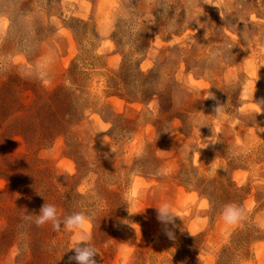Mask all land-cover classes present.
<instances>
[{
  "label": "rangeland",
  "instance_id": "374dc122",
  "mask_svg": "<svg viewBox=\"0 0 264 264\" xmlns=\"http://www.w3.org/2000/svg\"><path fill=\"white\" fill-rule=\"evenodd\" d=\"M77 212L96 264H264V0H0V264Z\"/></svg>",
  "mask_w": 264,
  "mask_h": 264
},
{
  "label": "clouds",
  "instance_id": "9594fccd",
  "mask_svg": "<svg viewBox=\"0 0 264 264\" xmlns=\"http://www.w3.org/2000/svg\"><path fill=\"white\" fill-rule=\"evenodd\" d=\"M221 111V108L216 109L218 115L221 113ZM198 157L199 154H197V158ZM133 195L135 196L136 193H133ZM156 208L158 219L162 221L172 222L174 217H176V215L170 211V206L168 204H163ZM242 215L243 209L233 205H228L223 211L222 219L226 224L234 225L242 218ZM49 221L53 223L54 229H59L61 227V221L58 220L56 216L55 206L44 204L41 206L40 214L37 215L35 223L39 226ZM63 225L68 230H78L76 236L74 237L73 245L70 248L74 251V255L69 257V260H75L76 264H96L94 257L96 256L97 252L89 244L91 236L87 230L88 218L85 216V214L82 212L73 213L72 215L64 218ZM167 234L170 238L172 237L171 232H168Z\"/></svg>",
  "mask_w": 264,
  "mask_h": 264
}]
</instances>
